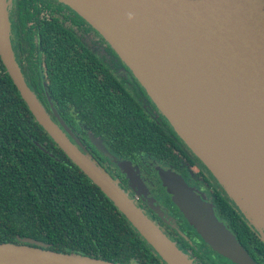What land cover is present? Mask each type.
I'll use <instances>...</instances> for the list:
<instances>
[{"label":"water","instance_id":"1","mask_svg":"<svg viewBox=\"0 0 264 264\" xmlns=\"http://www.w3.org/2000/svg\"><path fill=\"white\" fill-rule=\"evenodd\" d=\"M60 1L105 39L250 223L264 228V215L245 201L212 155L200 152L192 140L195 134L213 140L219 137L218 146L233 161L246 160L264 172V0ZM9 10L10 0H0V60L36 121L166 264H192L85 148L76 139L77 145L73 143L50 118L15 62ZM95 143L116 162L98 141ZM118 165L123 170L128 166L124 161ZM160 178L184 218L213 251L235 264H256L212 208L187 190L180 176L160 171ZM18 241L0 243V264H119L55 252L30 238Z\"/></svg>","mask_w":264,"mask_h":264},{"label":"trees","instance_id":"2","mask_svg":"<svg viewBox=\"0 0 264 264\" xmlns=\"http://www.w3.org/2000/svg\"><path fill=\"white\" fill-rule=\"evenodd\" d=\"M66 9L60 0H13L10 42L25 83L73 132H91L119 157L139 149L157 156L154 123L132 96L116 94L120 83L96 56L74 47L81 42L66 25ZM18 238L112 263L166 264L39 125L0 60V243Z\"/></svg>","mask_w":264,"mask_h":264},{"label":"flooded vegetation","instance_id":"3","mask_svg":"<svg viewBox=\"0 0 264 264\" xmlns=\"http://www.w3.org/2000/svg\"><path fill=\"white\" fill-rule=\"evenodd\" d=\"M12 4L13 0H10L9 13L12 11ZM65 14L68 16L66 25L70 22L75 37L80 38L82 47L78 43L74 45L78 52L85 54L84 52L88 51L91 55L96 56L98 64L106 71H109L120 83L119 86L115 85L114 87L116 94L122 95L126 93L132 96L140 107V116L154 123V129L157 136H159L156 141L157 145L155 146L159 152L157 156L151 157L146 155L144 150L139 149L135 157H119L112 153L100 138L87 130L81 134L80 132H73L62 119L67 128L72 132L73 138L69 136L68 132L64 130L54 115L51 103L49 107L53 115L49 114L50 118L73 143L76 144L74 140L76 139L85 148L92 159L113 180L118 182V185L141 209L142 213L179 250L187 255L192 264H197V256H201V264H203L204 259L212 261L213 264L235 263L213 251L197 234L193 226L184 218L173 202L172 196L163 186L160 171H169L180 176L187 186V190L193 191L200 197L202 202L212 208L218 221L223 223L235 236L253 261L256 264H264V230L257 229L255 226H252L253 224L250 225L251 220L240 210L224 186L174 131L168 120L159 112L156 105L149 98L141 84L139 86L134 82L135 77L131 71L130 75L125 69L124 62L113 56L110 50H108L104 43L106 42L105 39L98 33L102 37L100 39L86 25L87 22L74 10L66 9ZM46 97L49 103L50 99L47 94ZM94 141H98L101 147L112 154L116 158V162L109 156H106ZM120 161L128 164L126 170L119 167L118 163Z\"/></svg>","mask_w":264,"mask_h":264},{"label":"bare ground","instance_id":"4","mask_svg":"<svg viewBox=\"0 0 264 264\" xmlns=\"http://www.w3.org/2000/svg\"><path fill=\"white\" fill-rule=\"evenodd\" d=\"M192 140L200 148V152L208 157L212 155L219 164L218 169L231 177L245 201L251 203L255 211L264 215V172L246 160L241 161V164L233 161L228 152L218 146L222 141L219 137L213 140L211 136L195 134Z\"/></svg>","mask_w":264,"mask_h":264},{"label":"rangeland","instance_id":"5","mask_svg":"<svg viewBox=\"0 0 264 264\" xmlns=\"http://www.w3.org/2000/svg\"><path fill=\"white\" fill-rule=\"evenodd\" d=\"M242 209V208H241ZM243 210V209H242ZM244 211V210H243ZM244 212H246V211H244ZM262 228H263V226H262ZM259 230H264V228L263 229H259Z\"/></svg>","mask_w":264,"mask_h":264}]
</instances>
